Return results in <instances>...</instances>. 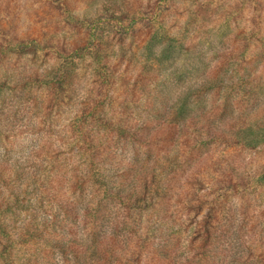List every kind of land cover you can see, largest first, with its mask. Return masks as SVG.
Returning <instances> with one entry per match:
<instances>
[{"label":"trees","instance_id":"16d2710c","mask_svg":"<svg viewBox=\"0 0 264 264\" xmlns=\"http://www.w3.org/2000/svg\"><path fill=\"white\" fill-rule=\"evenodd\" d=\"M226 1L237 17L215 34L218 10L200 0L193 30L184 25L191 8L183 0H126L119 12L105 2L88 15L76 14L86 0H0V90L13 80L14 89L42 93L49 129L59 126L29 152L5 146L16 163L7 154L0 163V264H264V202L253 215L248 209L249 197L264 192V0ZM43 14L54 27L37 34ZM28 57L31 64L21 60ZM87 57L94 79L81 87L76 71ZM125 142L144 158H126ZM61 157L67 165L54 167ZM77 157L83 171L70 164ZM45 161L53 163L47 182L23 178L20 166ZM110 161L103 178L99 169ZM179 173L186 174L179 201L192 193L200 202L185 210L202 220L153 231L154 192H170L162 175L173 183ZM12 186L38 192L5 197ZM87 187L98 199L80 209L73 197ZM234 196L244 202L237 223L227 210L206 208ZM113 201L124 215L143 217L140 230L116 220L90 228L88 242L57 233L71 231L66 221L82 210L102 217L98 209Z\"/></svg>","mask_w":264,"mask_h":264},{"label":"rangeland","instance_id":"374dc122","mask_svg":"<svg viewBox=\"0 0 264 264\" xmlns=\"http://www.w3.org/2000/svg\"><path fill=\"white\" fill-rule=\"evenodd\" d=\"M126 0H86L85 3L88 4V9H85V4L84 3H77L76 6V14L82 15V14H90L94 13L96 7H100L103 3L106 2L107 5L111 8L112 11L119 12L117 11L118 8L122 7V2ZM143 1L144 4H147L148 0H141ZM184 1V7H190L191 11L190 13L186 16L187 18V23H184L186 26H191L194 27L196 25L195 22V15H191L193 9L192 4L194 5L195 0H183ZM203 2V4H207L208 6V12L212 11L213 9L218 10V14L215 15L216 22L218 23L215 30V34H220L221 31H224L226 26L223 24V22H229L233 21L234 17L236 16V13L234 12L233 8L236 9L235 3H231V1H222V5L218 7L217 1L215 0H200ZM246 0H240L239 4H242ZM93 7L92 10H90ZM25 18V15H21V18ZM44 20L42 25H47V27H43L42 25L37 27V34L40 33L39 30L41 31H46L48 32L53 30L54 26H51L49 23V18H45L43 14ZM214 17V15H213ZM221 17L220 21L216 18ZM26 19V18H25ZM71 21V20H70ZM67 21L66 23L60 24L62 28H70V25L74 22ZM221 22V23H220ZM222 25V26H221ZM213 23L210 24V29L212 28ZM24 31V29H20ZM41 34V33H40ZM112 44L115 45H120L119 40L117 41H112ZM43 53H38V55H42ZM22 61H27L28 64H31V58H24L21 59ZM56 60H53L51 63H55ZM61 63L62 61L59 60ZM36 65H41L42 69L45 70L48 68V65L46 64V60H44L42 57L39 58V60L34 61ZM90 64V65H89ZM95 63L87 57V60L85 61L84 64H78L77 66V79L79 80V84L81 87L86 86L87 84L89 85L92 80L94 79L93 77V66ZM1 79L5 78L4 74L0 76ZM1 81V80H0ZM13 82V80H11ZM9 82L4 89L0 90V163L7 160V156H5L6 150L5 146L7 148H10V150H13V152H20V151H26L29 152L30 149L33 146H38L41 142L47 141L50 138H53L54 136L49 135L50 133H56L59 131V126H53L51 129L50 126L54 123L53 118H49L46 116V110L44 109V103H43V94L39 93L38 91L31 90L30 92L24 93L20 90L14 89L13 88V83ZM27 124L29 127V130H26L23 126ZM8 137V140L6 139ZM130 142H125L123 144V149L126 152L125 157L126 158H131L133 155H137L138 158L143 159L145 154L144 150L141 148H134L132 147ZM10 153L8 155L10 158L8 161V164H13L15 162L14 153ZM135 155V156H136ZM106 160V159H105ZM61 163H64V165H67V162L65 161L64 157H61V161L57 164L55 163L54 167H59ZM69 163V161H68ZM112 161H110V164L105 165L104 168L99 169L100 175H103V178H106V175L109 176L110 172L109 169L107 170V167H110ZM20 166V163H17ZM70 164H75L83 171V168L86 167L85 163H83V158L82 157H77L75 160L71 159ZM23 170L22 176L23 178H28L31 182H34V178H40L44 182H47L49 180V177L51 176V170H53V163L52 161H45L41 166L38 168H30L28 166H20ZM66 168V166H64ZM67 173V170L64 172H61V175H64ZM56 174V172H55ZM54 174H52L53 176ZM69 176V175H68ZM185 175L183 174H177L175 177V181L172 183L168 178L164 175H162V179L165 182H170V187L171 191L168 193H165V190H157L155 191V197L153 200L155 201V204L157 207L156 210H158V213L154 216H152V224L151 227L153 231H156V226L159 225L161 229H163L166 233L171 232L172 229L182 222L183 224L189 225L193 223L195 220L199 221L202 220V217H199L201 219H195L193 216H191L188 212H186L185 208H191L192 205H196L197 203L200 202L198 198L192 197V193H188L187 196L184 198L183 202H180L179 199L182 197V193H184V190H182V182L185 179ZM19 176H17V179ZM127 179L131 180L132 176L129 175L127 176ZM178 182H181L180 184ZM167 183V184H168ZM14 190V191H13ZM90 188L87 187L85 190V193L82 194V196L79 198L78 196L73 197L75 201L78 203L80 202V209L83 207L87 202H90L93 204L95 200L98 199V196L93 194V192L90 194L89 191ZM6 193L7 198H13L15 199L12 194L16 196L22 197L25 193L27 198H31V194H34L38 192V190H33L32 187L26 188H21L17 186H12L11 189L7 191V188L4 190ZM166 194V198L168 199V205H165L163 200H162V194ZM202 194L204 192L201 191ZM102 198V196H100ZM249 201L251 202L252 207H249L248 209L250 210V215L254 214V208L255 212L257 213L260 209V204L264 202V192L260 194V197H249ZM163 202V203H162ZM183 205L184 207V213L181 211V206ZM204 205V204H203ZM244 205V202L239 198V197H229L228 201L225 202V200L222 198V201L215 204V205H207L206 208L214 207L215 210H227L232 213L234 217L235 223H237L241 219V210L242 206ZM37 212L40 213L41 217H45L47 214H45L43 211H40L37 207L35 208ZM165 211L167 212H164ZM32 210V208H31ZM122 210H124L123 206L121 205L120 202H110L109 204L104 205L102 208L98 209V214L102 217L92 219L94 217V214L88 215L86 211L82 210L79 212V217L75 220L69 219L66 221L68 225L71 228V231L69 230H63V229H57V233L60 235H65L69 238L76 237L81 241L88 242L91 240L93 237L90 232V228H98L101 227L103 224L106 222H114L116 220L118 221H123L125 224H122V226H126L129 229L133 228L134 222L139 225V230L140 228L144 225L143 217L142 218H134L130 217L128 215H124L122 213ZM58 215H61V212H57L54 210ZM12 215H9V218H11ZM103 218V219H102ZM208 220V219H207ZM95 222L97 223L95 225ZM108 223H106L108 225ZM109 225H112V223H109ZM111 231V228H110ZM48 234L50 233L49 231L47 232ZM183 238L185 239V244L187 243L186 237L187 235L184 236V233H181ZM162 235L161 237H163ZM166 237H169V235H166ZM236 251H241V248L236 247ZM57 259L59 261H63V258L58 255ZM69 259L71 261H74V258L72 256H69Z\"/></svg>","mask_w":264,"mask_h":264}]
</instances>
